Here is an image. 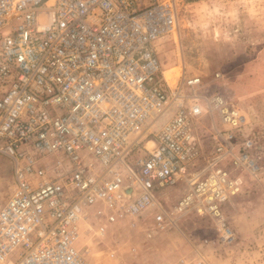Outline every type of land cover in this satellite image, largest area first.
Masks as SVG:
<instances>
[{
    "label": "built area",
    "instance_id": "2783aa9c",
    "mask_svg": "<svg viewBox=\"0 0 264 264\" xmlns=\"http://www.w3.org/2000/svg\"><path fill=\"white\" fill-rule=\"evenodd\" d=\"M178 7L0 0V155L13 165L0 264H118L83 239L124 223L149 240L181 235L191 216L235 241L224 208L244 173H261L256 143L244 112L200 77L165 76L158 47L177 34ZM204 117L221 127L202 134Z\"/></svg>",
    "mask_w": 264,
    "mask_h": 264
},
{
    "label": "rangeland",
    "instance_id": "374dc122",
    "mask_svg": "<svg viewBox=\"0 0 264 264\" xmlns=\"http://www.w3.org/2000/svg\"><path fill=\"white\" fill-rule=\"evenodd\" d=\"M178 15L177 34L158 47L165 76L174 85L185 69L201 78L204 92H222L247 116V135L255 139L261 173H244L241 193L224 208L235 241L222 243L211 220L191 216L181 235L170 230L149 240L146 226L124 223L83 243L91 241L95 258L115 252L118 264H264V0H179ZM214 126L221 127L218 120L204 117L200 132ZM12 175V162L0 155V207L13 190ZM179 191L170 192V202Z\"/></svg>",
    "mask_w": 264,
    "mask_h": 264
},
{
    "label": "trees",
    "instance_id": "16d2710c",
    "mask_svg": "<svg viewBox=\"0 0 264 264\" xmlns=\"http://www.w3.org/2000/svg\"><path fill=\"white\" fill-rule=\"evenodd\" d=\"M214 93H219V94H222V95H223V93H222V92H220V91H215Z\"/></svg>",
    "mask_w": 264,
    "mask_h": 264
},
{
    "label": "crops",
    "instance_id": "0c3cea01",
    "mask_svg": "<svg viewBox=\"0 0 264 264\" xmlns=\"http://www.w3.org/2000/svg\"><path fill=\"white\" fill-rule=\"evenodd\" d=\"M182 192H183V189H182V190H180V191H179V193H178L177 195L181 194Z\"/></svg>",
    "mask_w": 264,
    "mask_h": 264
}]
</instances>
